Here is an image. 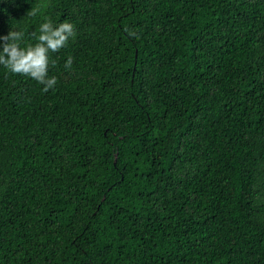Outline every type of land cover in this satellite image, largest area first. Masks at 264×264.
<instances>
[{
  "label": "trees",
  "instance_id": "obj_1",
  "mask_svg": "<svg viewBox=\"0 0 264 264\" xmlns=\"http://www.w3.org/2000/svg\"><path fill=\"white\" fill-rule=\"evenodd\" d=\"M45 17L54 86L0 65V264H264V0H0Z\"/></svg>",
  "mask_w": 264,
  "mask_h": 264
},
{
  "label": "clouds",
  "instance_id": "obj_2",
  "mask_svg": "<svg viewBox=\"0 0 264 264\" xmlns=\"http://www.w3.org/2000/svg\"><path fill=\"white\" fill-rule=\"evenodd\" d=\"M37 12L38 8H31L27 14L32 16ZM38 27L35 43L24 42L23 30L9 28L6 33H0V65L12 73L28 75L42 84L43 90H47L56 82L55 76L48 75L49 63H56L49 54L66 44L68 38L74 35V27L67 20L53 26V22L47 17ZM71 63L72 58L69 56L64 61L65 67H69Z\"/></svg>",
  "mask_w": 264,
  "mask_h": 264
}]
</instances>
